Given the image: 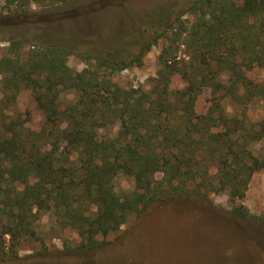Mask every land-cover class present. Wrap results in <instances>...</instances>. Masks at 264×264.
Instances as JSON below:
<instances>
[{
    "label": "trees",
    "instance_id": "obj_1",
    "mask_svg": "<svg viewBox=\"0 0 264 264\" xmlns=\"http://www.w3.org/2000/svg\"><path fill=\"white\" fill-rule=\"evenodd\" d=\"M44 1L60 0H3L0 12V260L37 237L42 211L78 236V248L94 249L165 195L242 201L264 169V79L250 76L264 72V0H195L189 18L159 34L166 43L148 90L110 80L123 63L88 55L75 71L66 46L16 35L13 26L36 15L31 4ZM23 91L43 114L39 128L16 107ZM255 105L258 118L248 114ZM115 124L114 135L100 134ZM34 173L41 180L31 183ZM119 175L132 189L116 190Z\"/></svg>",
    "mask_w": 264,
    "mask_h": 264
},
{
    "label": "rangeland",
    "instance_id": "obj_2",
    "mask_svg": "<svg viewBox=\"0 0 264 264\" xmlns=\"http://www.w3.org/2000/svg\"><path fill=\"white\" fill-rule=\"evenodd\" d=\"M195 0H60L32 3L36 15L26 24L13 26L23 38L40 35V43L64 45L72 51L67 63L72 70L85 67L88 55L124 64L111 81L123 89L148 90L158 70V54L166 43L159 34L178 16L189 18L188 9ZM0 0V12H6ZM13 32V33H14ZM158 38L156 41L155 39ZM150 48L141 60L136 56ZM1 46H7L1 42ZM29 45L21 48L22 56ZM95 64L96 60L90 61ZM252 78L264 79L254 70ZM172 83L184 85L175 74ZM72 93L63 98L70 100ZM213 97V94L201 96ZM16 107L34 128L44 121L30 93L23 91ZM27 114V115H26ZM249 116L262 115L259 105ZM116 124L101 129L102 136L116 133ZM156 179L161 173L155 175ZM41 176L32 174L30 182ZM119 193L132 189V178L119 175L115 180ZM246 214L235 213L240 205ZM34 239H23L15 255L0 264H264V169L256 171L242 201L229 202L226 193L165 195L137 215L130 216L120 229L106 236V243L94 249L78 248V236L61 229L48 211L36 221Z\"/></svg>",
    "mask_w": 264,
    "mask_h": 264
}]
</instances>
